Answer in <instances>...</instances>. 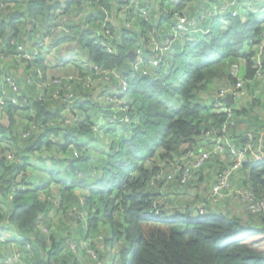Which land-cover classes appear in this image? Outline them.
<instances>
[{"label": "trees", "instance_id": "trees-1", "mask_svg": "<svg viewBox=\"0 0 264 264\" xmlns=\"http://www.w3.org/2000/svg\"><path fill=\"white\" fill-rule=\"evenodd\" d=\"M193 1L157 0L146 9L89 0L85 12L87 0H23L15 8L0 0V264L9 247L18 264H264V159H251L264 155V1H248L239 14L244 2L236 0L235 16L217 7L200 24L205 33L177 37L152 65L154 44L174 29V10L194 19ZM121 5L131 27L121 22ZM107 29L114 34L106 37ZM65 48L71 57H60ZM46 49L58 50L49 64ZM232 64L252 94L231 105L220 99L230 110L217 112L210 95L235 83ZM18 66L24 73L14 75ZM56 67L60 73L48 72ZM216 145L222 152L192 166ZM232 148L247 160L236 170ZM186 168L192 176L181 184ZM226 171L230 195L210 197ZM200 178L206 191L189 188Z\"/></svg>", "mask_w": 264, "mask_h": 264}, {"label": "built area", "instance_id": "built-area-1", "mask_svg": "<svg viewBox=\"0 0 264 264\" xmlns=\"http://www.w3.org/2000/svg\"><path fill=\"white\" fill-rule=\"evenodd\" d=\"M124 3H127L128 5H137L140 4L145 6V8L147 9L148 5H150V3L147 2H143L141 0H122ZM147 6V7H146ZM146 9H142L141 10V14L147 18L148 17V10ZM223 10H226L228 12L231 13V15L235 16L238 14V7H237V3L236 0H228V2L226 3L225 7L223 8ZM121 17L123 18V21H121L123 23V25H125L126 27H131L132 23L130 21H128L127 15L129 13V8L126 5H121ZM207 14V16L209 15H213L215 16L216 13L214 12V10H210L208 12H201L197 15L196 18H192V19H188L187 15L184 12H178L174 10V16L176 17V22H175V26L174 29L171 30V32L169 33V35H167L159 44H154L155 46L153 47V50L155 52V54L150 58L149 62L152 65H158L160 63L161 60H159V56H162L164 54V52H168L170 49V45L172 43V41L174 39H176L179 36H182V38L184 39H188L191 37H188L189 34L191 35V32H195V33H199V32H206V28L203 30L200 26L199 23L200 21L204 20L207 16H205ZM264 14V11H263ZM262 16V15H260ZM121 22H117L115 23V25H119L121 26L122 23ZM264 29V28H263ZM106 37L107 36H111L112 33L111 30L107 29L105 31ZM46 40V39H44ZM101 44L106 47L108 49L109 52H113L114 48L111 45L107 44V41H101ZM258 52L260 53L259 55L264 53V30L262 32V40L258 45ZM22 50L21 48H19V57H24L25 59H29L30 55L29 54H21ZM137 52H139L137 50ZM142 57L141 55L138 56V58L136 59L138 64L141 61ZM257 65L260 68L261 66V61L258 58L257 61ZM230 73L236 78V81L234 84L232 85H227L224 87H221V89L216 92V93H211V98L214 104H216V109L217 112L219 111H229L230 107L229 106H224V107H219L220 99H224L225 97H227L228 95H230L233 99V101L237 104L240 101H243L245 98H247L249 96V91L245 86V82L244 80L241 78V73H240V67L238 64H232L230 67ZM261 70L258 69L257 75H259V77L262 75L261 74ZM8 83L10 85V87L13 90H16V84L14 82L13 79H11V77H7ZM54 82H58V81H54ZM120 86L121 89L124 91V89H126L127 85L125 80H121L120 82ZM259 90H256V92ZM12 101L15 102V99L12 98ZM0 104H3V101H0ZM215 152H222V147L220 145H216L214 147L213 150H209V151H202L199 155L194 156L191 163L193 167H199L203 161L207 158H209L211 153H215ZM231 153L233 154V163L232 166L230 168V170H236L238 169L240 166H242V164H244L247 160H246V156H245V152L244 150H235V149H231ZM191 155V154H190ZM251 159L255 160V161H261L264 159V155L262 154H258V153H252L251 154ZM230 171H226L225 174H223L220 179H218V181L212 186L211 189V194L212 197L215 199L220 198V196H225V192H227V187H228V181H227V177L229 175ZM186 176L187 178L192 176V173L189 169H185L182 173V176ZM225 189V191H224ZM229 192V190H228ZM228 192L226 194H228ZM242 195H244L243 193H241ZM157 212V210H156ZM205 212H203V210H200L198 212L199 214H204ZM74 247V246H73ZM18 257L19 254L17 251L13 253L10 252V254L7 256L8 259V263H12L14 261H18Z\"/></svg>", "mask_w": 264, "mask_h": 264}, {"label": "crops", "instance_id": "crops-1", "mask_svg": "<svg viewBox=\"0 0 264 264\" xmlns=\"http://www.w3.org/2000/svg\"><path fill=\"white\" fill-rule=\"evenodd\" d=\"M114 1V0H113ZM178 1L179 0H168V3L169 4H171V5H174V4H176V3H178ZM215 2V3H217V4H215V3H213V2ZM244 3L242 4V6H241V10H239V14H242L243 12V7H245V3H248V1H253V0H242ZM262 1H264V0H262ZM13 2H15V4H12ZM23 2V0H12V3H11V7H13V8H15L18 4H20V3H22ZM156 2H157V0H147V3H152L153 5H155L156 4ZM228 2V0H194L193 1V4H195V6H196V12H195V16H194V18H196L197 17V15L199 14V13H201V12H208V11H210V10H214V9H216L217 7H218V9H219V11H218V13H220L221 11H225V10H223V8L225 7V5H226V3ZM219 4V5H218ZM90 5V4H89ZM86 6V8L84 9L85 10V12H89V10L91 9H93V6H91V7H88V2H87V4L85 5ZM84 10L82 11V12H80L79 14H76L77 15V18H76V20H78L80 17H82V15H83V12H84ZM258 17H260V14L259 15H257ZM122 21H123V18H122ZM202 21H204V20H202ZM202 21H200V23H199V26H200V24H201V22ZM201 27V26H200ZM203 30L205 29V28H203V27H201ZM117 33V32H116ZM201 33H203V32H199V34H201ZM62 50H65V51H62V52H60V54H61V57H64V56H69V57H71L72 55H73V50L72 49H62ZM53 51H58V50H53ZM51 55V56H50ZM43 58H47L48 59V61L46 62V63H48L49 64V59H53V54H52V51L50 50H44V53H43ZM51 57V58H50ZM55 64V63H54ZM58 66V65H57ZM71 68V67H70ZM48 72H50L51 74H55V73H60V69L59 68H53V70L51 71H48ZM20 73H24V70H23V68H22V66H18L17 68H16V72H15V74L14 75H17V74H20ZM50 73H48V75H50ZM90 149H92L93 151H102L103 150V147H101L100 146V144L98 143V142H96V143H94V142H92V143H90ZM34 176H37V177H39L40 178V176L39 175H37V174H34ZM33 181H34V178H33ZM36 181V180H35ZM205 181L203 180V178L201 179H199V180H197L195 183H193V184H191V186L189 187V188H192V187H194L195 185H197L198 186V184L199 183H204ZM186 213H188V215L189 214H192V216L193 217H195V216H198V215H196V212H192V211H190V212H186ZM3 263H5V264H9L8 263V259H7V257H6V260L3 262Z\"/></svg>", "mask_w": 264, "mask_h": 264}, {"label": "rangeland", "instance_id": "rangeland-1", "mask_svg": "<svg viewBox=\"0 0 264 264\" xmlns=\"http://www.w3.org/2000/svg\"><path fill=\"white\" fill-rule=\"evenodd\" d=\"M89 0H87V2H88ZM94 0H90V2H93ZM88 7H91V5L89 6V2H88ZM66 49V48H65ZM56 53V51H52V54H55ZM60 57H61V54H60ZM80 63H81V60H76L75 61V64H73V65H80ZM252 94V92H250L249 93V95H251ZM256 94V93H255ZM249 97V96H248ZM241 118H242V120L244 121V122H246L247 121V116L246 115H244V114H241ZM179 174H181L180 172H178ZM182 175V174H181ZM188 180V178L184 175V176H181L180 177V183L181 184H183V183H185L186 181ZM198 187H199V191H201V190H207V183L205 182V183H203V184H199L198 185ZM209 192H210V197H212V194H211V191H210V188H209V190H208ZM228 195H230V191L228 192ZM231 207H232V205H230ZM77 217H78V215H77ZM76 217V221H78V218ZM189 217H193L192 216V214H189ZM80 219L81 220H83V216L81 215L80 216ZM58 227H59V225H57V224H54L53 226H52V230L53 231H59V229H58ZM56 228V229H55ZM67 231L68 232H72V233H74V234H76V228H74V229H72V227H71V224H67ZM68 235V237L70 236V234L68 233L67 234ZM241 236V235H240ZM75 243H73V248L75 249ZM117 252V251H116ZM115 254V250L114 249H112L111 250V255L113 256ZM112 256H107V258H106V261L105 262H108L109 260H111V258H112ZM10 264H18V261H14V262H12V263H10ZM25 264V263H24Z\"/></svg>", "mask_w": 264, "mask_h": 264}, {"label": "water", "instance_id": "water-1", "mask_svg": "<svg viewBox=\"0 0 264 264\" xmlns=\"http://www.w3.org/2000/svg\"><path fill=\"white\" fill-rule=\"evenodd\" d=\"M128 55H129L132 59L134 58L133 51H129V52H128ZM223 101H224L226 104L231 105L232 102H233V99H232V97H231L230 95H228L227 97H225V98L223 99ZM10 252H11V247L8 248L6 254L9 255Z\"/></svg>", "mask_w": 264, "mask_h": 264}, {"label": "clouds", "instance_id": "clouds-1", "mask_svg": "<svg viewBox=\"0 0 264 264\" xmlns=\"http://www.w3.org/2000/svg\"><path fill=\"white\" fill-rule=\"evenodd\" d=\"M262 18H264V14H263V17Z\"/></svg>", "mask_w": 264, "mask_h": 264}]
</instances>
